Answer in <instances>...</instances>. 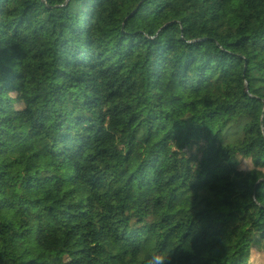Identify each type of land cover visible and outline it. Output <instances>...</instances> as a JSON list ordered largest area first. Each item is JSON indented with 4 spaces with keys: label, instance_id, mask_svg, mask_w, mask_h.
<instances>
[{
    "label": "trees",
    "instance_id": "obj_1",
    "mask_svg": "<svg viewBox=\"0 0 264 264\" xmlns=\"http://www.w3.org/2000/svg\"><path fill=\"white\" fill-rule=\"evenodd\" d=\"M0 264H264V0H0Z\"/></svg>",
    "mask_w": 264,
    "mask_h": 264
},
{
    "label": "clouds",
    "instance_id": "obj_2",
    "mask_svg": "<svg viewBox=\"0 0 264 264\" xmlns=\"http://www.w3.org/2000/svg\"><path fill=\"white\" fill-rule=\"evenodd\" d=\"M159 259L163 262L166 258L163 256V254H160Z\"/></svg>",
    "mask_w": 264,
    "mask_h": 264
}]
</instances>
